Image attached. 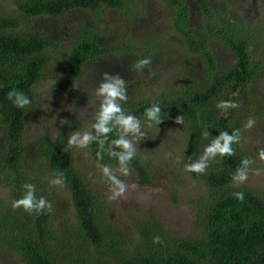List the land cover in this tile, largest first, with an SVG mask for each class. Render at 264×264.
I'll use <instances>...</instances> for the list:
<instances>
[{"label":"trees","instance_id":"16d2710c","mask_svg":"<svg viewBox=\"0 0 264 264\" xmlns=\"http://www.w3.org/2000/svg\"><path fill=\"white\" fill-rule=\"evenodd\" d=\"M138 1L16 0L18 16L0 7V182L9 189L8 196L0 197V257L12 255L11 264H264V193L235 185L250 164L239 143L244 127L237 112L239 95L259 75L262 62L253 50L264 48V26L250 27L232 18L225 1L163 0L171 8L175 31L183 37L179 44H165L157 37L143 51L122 43L107 47L121 42L126 32L121 28L108 35L105 10H122L126 18L134 14L133 3ZM191 1L209 27L192 24L196 10ZM78 11L92 15H81L79 25L72 24L75 41L66 54H55L54 48L59 50L64 42L61 34L49 36L33 21ZM65 27V32L71 30ZM216 39L237 55L229 66L216 58ZM109 53L122 57L111 56L120 67L109 71L103 64L96 66ZM56 58L60 72L53 78L59 91H74L87 65L97 69L90 82L93 90L103 83L118 87L115 101L103 106L96 118L88 150L98 162L131 169L142 186H161L165 180L152 174L150 156L124 144L126 123L182 122L184 165L210 189L201 199L197 233L174 235L149 219L136 223L135 234L128 235L107 222L75 162L73 134L81 126L68 124L56 134L45 133L35 146L23 143L37 101L36 85ZM163 65L182 69L176 84L152 98L138 77ZM145 135L142 131L140 136ZM213 145L215 154L210 156ZM56 184L71 193L76 226L67 219L56 224L61 217L55 211Z\"/></svg>","mask_w":264,"mask_h":264},{"label":"rangeland","instance_id":"374dc122","mask_svg":"<svg viewBox=\"0 0 264 264\" xmlns=\"http://www.w3.org/2000/svg\"><path fill=\"white\" fill-rule=\"evenodd\" d=\"M212 1L214 3L225 1L227 13L234 19L241 18L242 22L249 24L250 27L264 26V0ZM190 4L193 10H196V15L194 13L191 18L192 24L202 28V23H204L209 27L208 21L197 13L195 2L191 1ZM0 7L8 14L17 16L20 14L16 0H0ZM133 8L134 14L126 18L121 17L122 10L115 11L109 8L105 10L104 23L108 25L106 26L108 35H111L109 33L113 30L121 28L124 33L126 32L122 34L124 38L121 42L106 43L107 47L117 48L122 43L136 51H143L149 47L148 44L153 38L163 39L165 44L169 45H172L173 41L179 44L183 39L175 31L172 11L165 1L139 0L136 4L133 3ZM219 10H223V7ZM81 13L78 11L74 15L66 14L60 18L39 17L32 20V25L49 36L60 33L64 42L59 50L54 48L53 51L57 55L61 51H65L66 54V50L72 46L77 35L75 26L72 24L79 25L78 19L81 15L87 17L92 15V13ZM72 19L75 21H71ZM69 25L71 30L65 32V26ZM195 32L197 35L200 34L198 30ZM136 38L139 39L138 42ZM214 51L218 61L220 60L226 66L232 64L237 58L232 49H228L217 39ZM253 52H255V58L262 62L261 69L258 77L239 95L237 106V112L244 122L239 135V143L248 155L250 164L236 180L235 185H247L264 193V104L260 107V103L264 100V48L260 47ZM111 56L122 59L115 53H109L104 60H98L95 63L96 66L103 64L109 71L119 68V65L113 64L114 60ZM200 59V57L196 58L199 61ZM58 61L56 58L55 64L45 70L43 78L36 85L37 101L27 120L23 143L35 146L45 133L56 134L68 124L70 127L81 126L78 130H74L73 134L75 162L86 176L92 193L97 196V205L107 222L119 227L128 235L135 234L136 223L149 219L158 221L165 231L174 235L187 237L197 233L201 199L210 189L202 179L189 172L184 165L185 131L182 122L178 120L167 122L165 119H158L126 123L122 131L124 144L130 148H138L147 154V157L150 156L153 161L150 166L152 174L156 178L165 180V184L161 186H142L137 182V176L131 169L120 168L113 163L98 162L88 150L96 118L103 106L115 101L119 93L118 87L103 83L93 90L90 82L92 83L96 76L97 69L94 65H87L74 91H59L54 87L55 78H53L60 72L57 68ZM181 67L180 65L172 67L163 65L153 69L148 75H139L138 78L145 81L144 89L149 91L150 97L154 98L160 94L161 90H168L176 84L177 74L182 69ZM202 73L203 71H200L197 74L201 80L204 76ZM224 97L222 96L216 103L220 104ZM142 131L146 133L145 136H140ZM215 150L216 146L213 145L210 156L215 154ZM53 190L54 204L57 208L55 211L59 216L61 215L56 224L59 225L67 219L68 224L76 226L78 224L77 211L71 193L61 184H56ZM8 195L9 189L3 182H0V197L5 198ZM12 259V255H2L0 264H11Z\"/></svg>","mask_w":264,"mask_h":264}]
</instances>
